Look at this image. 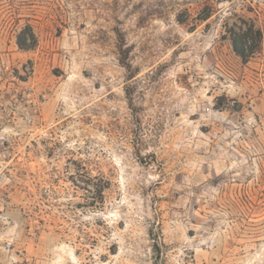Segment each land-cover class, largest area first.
Returning <instances> with one entry per match:
<instances>
[{"label":"rangeland","instance_id":"1","mask_svg":"<svg viewBox=\"0 0 264 264\" xmlns=\"http://www.w3.org/2000/svg\"><path fill=\"white\" fill-rule=\"evenodd\" d=\"M0 264H264V0H0Z\"/></svg>","mask_w":264,"mask_h":264},{"label":"trees","instance_id":"2","mask_svg":"<svg viewBox=\"0 0 264 264\" xmlns=\"http://www.w3.org/2000/svg\"><path fill=\"white\" fill-rule=\"evenodd\" d=\"M27 30L29 31V27H27L25 30H23L17 37V46L21 49H24L26 47H29L34 42V35L31 32H28L27 36ZM117 39H118V49H119V65L125 69L129 74L127 76V80L133 79L135 75H132L130 72V64L128 62V55L129 51L128 49L124 48V38L123 35L117 31ZM259 37V33L257 31H254L252 28H249L245 32H242L241 34H235L233 36V47L234 52L240 57L242 60L247 59L252 54H254L255 49L253 44L256 42V40ZM126 98L128 100L129 108L132 109V103L130 101V98L128 96L127 90H125Z\"/></svg>","mask_w":264,"mask_h":264}]
</instances>
